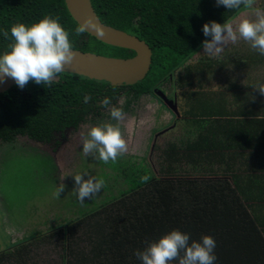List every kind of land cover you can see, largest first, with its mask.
I'll list each match as a JSON object with an SVG mask.
<instances>
[{"label": "trees", "instance_id": "1", "mask_svg": "<svg viewBox=\"0 0 264 264\" xmlns=\"http://www.w3.org/2000/svg\"><path fill=\"white\" fill-rule=\"evenodd\" d=\"M92 3L105 23L150 44V72L132 85L70 72L58 74L51 87L34 81L24 89L14 85L0 93V143L27 136L59 144V136L87 120L101 119L122 96L123 111L144 97L161 100L157 91L169 97L163 87L172 81L180 89L174 95L176 114L191 129L161 149L158 172L147 164L113 163L125 188L49 232L0 247V264H141L135 251H143L172 230L190 234V242L213 237L216 264H264V95L257 88L264 83V55L242 38L216 57L202 47L211 40L203 35L205 23L233 22L252 9L242 5L228 10L217 7L215 0ZM256 5L263 9L264 0H256ZM45 16L59 18L74 48L109 56L135 55L87 31L76 36L80 25L65 0H0V55L10 51L14 24L30 26ZM4 30L9 32L7 39ZM220 67L235 77L240 69L247 75L244 81L204 84L206 77L212 81L207 73L212 76ZM85 95L93 99L84 103ZM104 97L111 99L107 107L101 105ZM49 253L54 257L45 260Z\"/></svg>", "mask_w": 264, "mask_h": 264}, {"label": "rangeland", "instance_id": "2", "mask_svg": "<svg viewBox=\"0 0 264 264\" xmlns=\"http://www.w3.org/2000/svg\"><path fill=\"white\" fill-rule=\"evenodd\" d=\"M253 15V12L239 15L232 22L234 29L243 19L254 20ZM233 44L229 41L223 45L224 50L219 54L227 52L226 48ZM218 69L220 71L212 76L207 73L212 81L206 77L204 84L214 82L216 85L220 81H231L232 78L244 81L242 79L247 75L243 74L241 69L240 74L236 73V77L234 73L227 74L221 67ZM173 83L174 81L163 87L170 99H174V95L180 90H177ZM125 100V96L120 97L115 107L124 106ZM137 102L131 106V110L124 111L125 117L122 121L113 120L110 116L112 107L107 108L103 112L105 116L101 119L87 120L79 129L68 130L63 137L59 136V144H56V141L42 143L27 136H19L11 144L0 143L1 248H6L12 242L27 236L49 232L80 216L109 195H117L118 191L126 187L113 163L105 164L98 159V150L88 156L83 154V139L94 126L118 123L128 150L115 163L147 164L158 172V155L161 149L186 137L191 128L179 120L180 115L176 114L175 109L166 108L158 98L144 97ZM99 147L98 145L97 148ZM77 173L81 174L85 181L90 178H102L105 181L101 191L91 200L85 198L83 203L76 197L78 185L74 176ZM61 184L64 185V191L57 197L54 192ZM52 257L53 254L49 253L44 259Z\"/></svg>", "mask_w": 264, "mask_h": 264}, {"label": "clouds", "instance_id": "3", "mask_svg": "<svg viewBox=\"0 0 264 264\" xmlns=\"http://www.w3.org/2000/svg\"><path fill=\"white\" fill-rule=\"evenodd\" d=\"M215 3L217 7L223 5L228 10L239 9L243 5L246 9H252L255 19H243L235 29L230 21L223 24L215 21L205 23L203 35L211 36V40L203 42L204 52L218 55L224 50L223 45L229 41L236 43L242 38L250 43L252 49L264 55V9L254 7L256 0H215ZM85 31L86 27L80 25L75 29V35L80 36ZM2 35L7 39L9 32L4 30ZM11 38L14 42L9 45L10 51L0 55V83L11 78L20 89H24L30 81L51 87L58 74L76 58L70 33L61 25L58 17L45 16L30 26L14 24L11 27ZM257 88L264 95V83L257 85ZM92 99L91 95H85L83 102L88 103ZM110 104V98H102V106ZM110 116L119 122L124 119L125 113L122 107L113 106ZM82 150L85 156L98 150V159L107 164L115 163L127 152L128 146L118 123H103L90 129L83 139ZM142 179L147 181L148 177ZM74 180L78 185L76 197L81 203L85 198L91 200L105 185L102 178L85 181L79 173L74 176ZM63 191L64 185L61 184L54 195L59 197ZM215 248L216 241L209 235L202 236L199 242H190V234L172 230L157 241L148 243L143 251H135L134 255L141 264H172L173 261L178 264H216L218 258Z\"/></svg>", "mask_w": 264, "mask_h": 264}, {"label": "water", "instance_id": "4", "mask_svg": "<svg viewBox=\"0 0 264 264\" xmlns=\"http://www.w3.org/2000/svg\"><path fill=\"white\" fill-rule=\"evenodd\" d=\"M69 12L79 25L98 40L109 45L135 51L131 57H118L84 51L74 48L76 58L63 72L76 73L90 78L106 80L113 85H132L144 79L153 64V50L150 44L138 35L105 23L92 3V0H65ZM11 78L0 83V93L13 87ZM177 112V108H175Z\"/></svg>", "mask_w": 264, "mask_h": 264}, {"label": "flooded vegetation", "instance_id": "5", "mask_svg": "<svg viewBox=\"0 0 264 264\" xmlns=\"http://www.w3.org/2000/svg\"><path fill=\"white\" fill-rule=\"evenodd\" d=\"M158 94L161 96V100L160 98L158 99L159 101H161V104L164 105L165 107L168 109H175L176 107V101L175 99H170V97L168 98L164 93H162L161 91H157ZM118 105V104H117ZM60 135V134H59Z\"/></svg>", "mask_w": 264, "mask_h": 264}, {"label": "crops", "instance_id": "6", "mask_svg": "<svg viewBox=\"0 0 264 264\" xmlns=\"http://www.w3.org/2000/svg\"><path fill=\"white\" fill-rule=\"evenodd\" d=\"M261 9V8H260ZM263 9H264V7H263Z\"/></svg>", "mask_w": 264, "mask_h": 264}]
</instances>
